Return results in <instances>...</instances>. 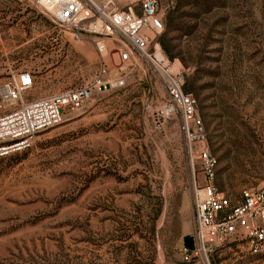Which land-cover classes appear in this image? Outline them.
Masks as SVG:
<instances>
[{
  "label": "rangeland",
  "instance_id": "obj_1",
  "mask_svg": "<svg viewBox=\"0 0 264 264\" xmlns=\"http://www.w3.org/2000/svg\"><path fill=\"white\" fill-rule=\"evenodd\" d=\"M156 1L163 24L156 39L195 99L217 159L214 184L226 193L257 184L264 0ZM60 28L29 0H0V84L28 70L33 84L23 96L30 97L90 77L95 49ZM132 56L123 86L92 95L28 147L0 156V264H202L180 253L193 225L177 119L157 120L161 81ZM207 256L210 264H264V254L233 242Z\"/></svg>",
  "mask_w": 264,
  "mask_h": 264
},
{
  "label": "built area",
  "instance_id": "obj_2",
  "mask_svg": "<svg viewBox=\"0 0 264 264\" xmlns=\"http://www.w3.org/2000/svg\"><path fill=\"white\" fill-rule=\"evenodd\" d=\"M29 2L72 40L91 43L98 60L92 75L78 85L38 96H23L33 84L28 70L11 73L0 84V156L28 147L38 131L81 111L92 95L123 86L135 53L161 81L163 99L155 117L161 121L176 117L182 137L193 231L192 243L180 246L181 258L190 261L197 257L202 264H210L207 253L227 242L251 254H264V176L235 193H226L214 184L217 159L207 145L195 99L183 90V70L171 68L156 39L163 28L157 1L133 0L121 6L113 0Z\"/></svg>",
  "mask_w": 264,
  "mask_h": 264
},
{
  "label": "trees",
  "instance_id": "obj_3",
  "mask_svg": "<svg viewBox=\"0 0 264 264\" xmlns=\"http://www.w3.org/2000/svg\"><path fill=\"white\" fill-rule=\"evenodd\" d=\"M184 239H185V244L187 245H190L191 244V240H190V237L189 236H184Z\"/></svg>",
  "mask_w": 264,
  "mask_h": 264
}]
</instances>
